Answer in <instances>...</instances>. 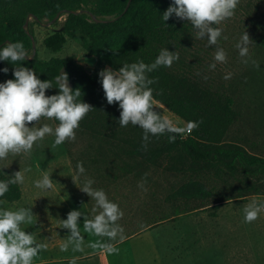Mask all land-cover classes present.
<instances>
[{
  "label": "rangeland",
  "instance_id": "rangeland-1",
  "mask_svg": "<svg viewBox=\"0 0 264 264\" xmlns=\"http://www.w3.org/2000/svg\"><path fill=\"white\" fill-rule=\"evenodd\" d=\"M65 20L66 16L62 15L58 21L47 26L50 23L48 20L39 24L30 19L27 29L31 28L35 36V56L43 61L54 57H73L91 72L96 60L84 53L78 41L67 38L59 52L45 47V39L59 31ZM259 22H264V0H239L234 16L219 25L227 39L221 38L218 45L208 46L206 40L194 38L192 28L184 46L177 51L179 59L172 68L185 73L204 89L231 97L235 119L226 132L225 142L264 157V34ZM245 31L252 40L247 63L242 62L235 47ZM217 46L227 53L224 63L213 59ZM32 55L33 51L29 53V56ZM212 63H216L214 69L209 68ZM229 73L230 78L224 79ZM156 106L176 126L186 127L184 120L159 103ZM44 123L55 127L58 122L41 118L37 127ZM190 134L184 133L180 137L186 138ZM136 139L131 132L112 135L104 125L94 124L86 115L76 130L75 141L55 145L54 137L46 135L34 144L31 152L10 153L6 159L0 160L3 174L8 176L21 170L24 175V183L20 184L22 199L15 203L0 202V207L9 210L31 207L33 220L22 228L33 233L36 243L47 245L33 263H40V258L50 255V239L54 235L64 237L67 242L69 230L63 229L61 220L66 219L69 211L77 209L83 216L79 225L84 237L82 244L88 247L90 255H95L87 259L88 264H105L106 261L110 264H147L145 261L151 255H155L156 264H179L186 260L180 251L189 250V255L193 257L194 249L200 246L207 255L201 264H264V210L255 221H243L244 207L253 201L264 200L263 196L249 190L248 185L234 177L216 175L213 171L194 172L189 169L192 167L190 162L182 164L169 156L157 163L142 164L140 158L127 155L133 150ZM77 162H83L86 169L79 176ZM45 173L53 180V187L48 191L33 185V181L42 178ZM89 178L95 181L93 187L104 189L108 198L117 203L124 213L117 222L123 227V239L110 241L112 245L123 242L114 253H108L101 247L102 243L109 242L106 237H97L84 230V217L95 215L92 211L95 201L80 190ZM193 182L206 186L212 192L211 197L189 202L172 199L174 192ZM141 183L143 187L139 186ZM227 199L231 201L219 207L212 205L200 209ZM175 204L187 207L189 212L171 218L176 215ZM213 215H218L221 222L215 240L208 241V237H199V230L205 231L204 234L208 232ZM159 220L166 221L151 225ZM147 230L149 232L139 242L127 241ZM71 247L70 244L69 249ZM190 264L197 263L193 259Z\"/></svg>",
  "mask_w": 264,
  "mask_h": 264
},
{
  "label": "trees",
  "instance_id": "trees-1",
  "mask_svg": "<svg viewBox=\"0 0 264 264\" xmlns=\"http://www.w3.org/2000/svg\"><path fill=\"white\" fill-rule=\"evenodd\" d=\"M128 3L129 0H0V46L4 42L22 41L29 55L33 46L27 31L33 36L34 33L31 28H25L28 17L32 15L38 18L39 21L32 18L36 23L42 24L44 20L54 21L62 13L66 20L59 31L45 39V47L59 52L67 38L74 39L87 56L95 58L94 69L88 72L73 57H54L43 61L35 56L26 62V67L32 68L42 80H54L62 70L66 72L71 87L81 90L79 99L93 107L87 116L94 124L104 125L112 135L131 132L137 138L133 150L127 154L129 157L140 158L142 164L157 163L165 156L182 164L190 162L192 167L189 169L194 172L213 171L216 175L234 177L248 185L249 190L264 197V157L252 155L241 146L224 140L235 119L233 99L224 93L200 87L172 66L160 67L149 74L155 79L151 85L154 107L158 110L156 103H159L186 123L196 122L198 126L191 130V134L186 138L178 136L174 143H169L167 136L154 137L147 148H143L140 128L131 124L126 128L119 126L120 112L117 105L107 103L98 82V72L105 67L118 69L124 63L139 60L151 63L161 48L177 52L192 31L187 21L170 18L167 26L164 24L160 15L169 7L171 0H132L127 12L121 16ZM84 10L99 20L111 21L96 23L87 13L69 14ZM259 25L264 34V22H259ZM19 63L0 62V68H9L7 74L0 72V82L14 78L13 67L19 66ZM53 91L58 90L49 89L46 94L51 95ZM8 178L0 171V180ZM211 195L206 186L193 182L183 185L171 197L189 202L205 200ZM21 199L20 185H10L9 191L0 197V202L15 203ZM227 201L231 200H220L200 209L212 205L219 207ZM174 208L176 215L171 218L189 212L187 207L182 208L178 204Z\"/></svg>",
  "mask_w": 264,
  "mask_h": 264
},
{
  "label": "clouds",
  "instance_id": "clouds-1",
  "mask_svg": "<svg viewBox=\"0 0 264 264\" xmlns=\"http://www.w3.org/2000/svg\"><path fill=\"white\" fill-rule=\"evenodd\" d=\"M239 0H171L169 7L160 15L166 22L170 18L187 21L195 31V39L206 40L208 46L218 45L223 36L221 22L232 18ZM252 40L247 31L241 34L235 47L242 62L247 63L249 45ZM31 57L28 55L22 41H9L0 47V62L17 64L13 67L12 79L0 82V160L6 159L10 153H29L34 144L45 138L54 137V144L61 145L66 141H75L76 130L80 122L93 108L80 100L81 90L73 89L69 84V76L63 70L54 80H42L36 72L25 64ZM179 59L176 51L161 48L151 63L139 60L124 63L118 69L105 67L98 72V82L102 86L104 97L109 105H117L120 112L118 124L126 128L129 124L142 130V147L147 148L152 138L167 136L169 143H174L178 136L190 133L197 123L189 121L186 127L176 126L172 120L161 114L154 107L153 88L155 79L150 73L160 67L170 68ZM215 62L224 63L227 53L224 48L217 46ZM216 63L209 65L214 69ZM259 67V65H257ZM7 74L8 67L0 68ZM226 74L224 79H229ZM49 89H57L55 94H46ZM41 118L55 120V127L47 123L37 127ZM77 175L86 172L83 162L76 164ZM8 179L0 180V197L9 191L10 185L24 183L21 170L8 175ZM75 180V178H72ZM95 181L86 179L80 190L95 201L91 218L83 219L84 230L97 237H106L101 244L108 253L118 251L110 241L123 239V227L117 222L124 213L120 206L110 200L102 188H94ZM35 188L42 191L51 190L53 180L45 173L42 178L33 181ZM143 187L141 183L139 185ZM264 210V202L253 201L243 209V221L251 223ZM31 207H19L9 210L0 207V264H33L34 258L46 249L47 245L36 243L32 232L26 231L22 225L30 224L33 220ZM80 210L73 209L67 213L66 219L61 220L63 229H68L67 243L60 248L66 251L69 244L74 251L82 250L84 237L80 233ZM95 247V245H92ZM70 264H74L70 261Z\"/></svg>",
  "mask_w": 264,
  "mask_h": 264
},
{
  "label": "crops",
  "instance_id": "crops-1",
  "mask_svg": "<svg viewBox=\"0 0 264 264\" xmlns=\"http://www.w3.org/2000/svg\"><path fill=\"white\" fill-rule=\"evenodd\" d=\"M212 217H213L212 218L213 221L211 220V226L208 229V232H206L204 234L205 231L203 232L202 230H199V237H201V238L203 236H204V238L208 237V241H214L215 240V237L217 236V233L219 232V229H217V227L220 225L219 222H221L218 215H213ZM148 232H149L148 230L145 232H142V233L134 236L133 238H131L130 240H127V241L137 240L139 242L140 239H142V237L144 235H146ZM202 242H204V241L202 240ZM65 243H67V242L65 241L64 237L62 238V237H57L56 235H54L52 237V239H50V245H49V250H48L50 255L43 257L42 259L40 258L39 259L40 263H33V264H70V261H73L74 264H88L87 259L95 257V255H90L88 253V247L85 245H84L85 246L84 247L83 244H82V250L81 251H74L72 249V247L69 249L70 244H69L68 249L66 251H61L60 248ZM121 243H123V242L115 244V245H113V247L117 248L119 245H121ZM202 247L203 246H200V247H197L196 249H194L195 255L193 257H191L189 255V253H190L189 250L188 251L183 250V252L180 251L181 255H183L186 260L184 262H179V264H190V262L193 261V259L195 260V262L197 264H201V262L204 261V258H207V255L202 250ZM197 253H199V255ZM134 254H137V253H134ZM186 255H189V256L187 257ZM154 256L155 255H151L150 257H148L147 261H145V262H147V264H156L154 262L157 261V259ZM136 257L138 260V255ZM105 264H110V263L106 261ZM136 264H140V262H138Z\"/></svg>",
  "mask_w": 264,
  "mask_h": 264
},
{
  "label": "water",
  "instance_id": "water-1",
  "mask_svg": "<svg viewBox=\"0 0 264 264\" xmlns=\"http://www.w3.org/2000/svg\"><path fill=\"white\" fill-rule=\"evenodd\" d=\"M131 2H132V0H129V3H128V5H127L125 11L123 12V14H122L121 16H123V15L127 12V10H128V8H129ZM70 13H74V14L87 13V14H89L90 16L93 17V20H94L96 23H108V22L111 21V20H99V19H97L94 15H92L90 12L85 11V10H84V11H79V12H69V14H70ZM61 14H62V13H59V14L57 15L56 19H55L54 21L50 22L49 24H47V26L50 25V24H52V23H55L57 20H59L60 17L62 16ZM31 18H34L36 21H39L38 18L33 17L32 15H30V16L28 17L27 22H26V25H25V28H26V29H27V26H28L29 21H30ZM27 33H28V35L30 36V38H31V40H32L33 55L31 56V59H34V58H35V55H36V40H35V37H34L29 31H27ZM6 43H7V42H6ZM0 47H3V44H2Z\"/></svg>",
  "mask_w": 264,
  "mask_h": 264
},
{
  "label": "built area",
  "instance_id": "built-area-1",
  "mask_svg": "<svg viewBox=\"0 0 264 264\" xmlns=\"http://www.w3.org/2000/svg\"><path fill=\"white\" fill-rule=\"evenodd\" d=\"M191 133V132H190ZM189 134V133H188Z\"/></svg>",
  "mask_w": 264,
  "mask_h": 264
}]
</instances>
